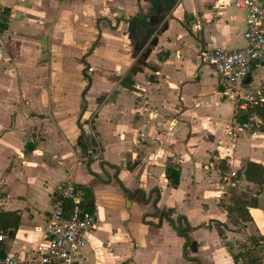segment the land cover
Instances as JSON below:
<instances>
[{"label": "crops", "instance_id": "0c3cea01", "mask_svg": "<svg viewBox=\"0 0 264 264\" xmlns=\"http://www.w3.org/2000/svg\"><path fill=\"white\" fill-rule=\"evenodd\" d=\"M247 27L235 0H0V209L21 217L0 230V264L43 240L63 181L87 188L97 217L75 264H246L233 254L252 237L264 260V186L250 221L227 210L232 196L260 190L244 169L264 165V129L229 133L244 112L201 60L204 49L244 47ZM248 79L264 96V63ZM90 119L98 159L79 145ZM168 162L180 168L176 187ZM156 190L158 209L194 227L195 252L154 215Z\"/></svg>", "mask_w": 264, "mask_h": 264}, {"label": "built area", "instance_id": "2783aa9c", "mask_svg": "<svg viewBox=\"0 0 264 264\" xmlns=\"http://www.w3.org/2000/svg\"><path fill=\"white\" fill-rule=\"evenodd\" d=\"M235 4L248 10V27L244 33L247 44L235 49H204L201 60L220 76L226 97L237 105L239 111L247 112L264 106L261 91L254 93L245 88L252 66L264 63V0H235ZM172 125H175L174 122ZM262 126V118L254 113L248 121L234 119L229 133L239 128L259 129ZM82 136L87 145L86 158L98 159L101 146L92 119L82 127ZM231 174L235 176L236 172L232 171ZM51 198L52 211L42 228L43 240L24 255L6 254L2 264H75V255L86 246L97 224L96 214L87 205L89 192L81 183L63 181L56 186ZM5 237L0 231V241Z\"/></svg>", "mask_w": 264, "mask_h": 264}, {"label": "trees", "instance_id": "16d2710c", "mask_svg": "<svg viewBox=\"0 0 264 264\" xmlns=\"http://www.w3.org/2000/svg\"><path fill=\"white\" fill-rule=\"evenodd\" d=\"M88 80H89V83L86 89L84 90V95L89 89V84L91 81L89 77H88ZM254 113H258L264 122V106H258V107L249 109L247 112H244L240 118L241 122L247 121L248 118L252 116ZM261 128L264 129V126H262ZM79 145L83 149V151L86 153L87 145L85 143V139L83 138V136L80 138ZM226 160L227 159L224 158L223 161L221 162V171L224 176H225V173L230 170V165L228 164ZM166 173H167V177L169 179L170 184L174 187L178 186L179 181H180V168L177 165L171 162H168ZM244 175L248 181L259 184L260 190L256 193L255 196H251V197L247 196V194H243V195L236 194L232 196L233 198L232 204H229L227 206V210H228V216L230 217L231 220L238 221L239 219H241L242 221L245 222V221H250L252 219V216L249 212V207H256L258 205L257 194L261 193V189L264 186V165L258 162L249 161L245 166ZM239 176H240V173L236 172L235 178H239ZM155 192H156V197L153 200V205L155 208L154 215L159 216L161 220L163 218L168 220L173 225V227L178 231V233L182 237L185 238L186 249L189 248L191 246V243L193 242L190 232L194 229V227H192L189 224L187 218L184 215H179L177 220H175L173 218V213L175 211L173 208H169L166 210L158 209L157 200L160 194H159V191L157 190ZM134 195L135 196L140 195L144 201L149 200V197H146L145 192L142 190L135 191ZM89 196H90V201H93V197H91L90 192H89ZM88 208L89 210H91L92 206L89 205ZM20 221H21V217L17 212L15 211L7 212V211H2L0 209V230L1 231L8 232L10 229L17 228L18 225L20 224ZM207 226H210V225H207ZM225 227L226 229H228L227 225ZM216 228L218 229L220 235L223 237L225 234L224 224L217 222ZM252 242H255L254 243L255 246L253 248L247 246V248L243 252L234 253L233 254L234 258L236 259V261H238L240 260L242 256H244L246 258V264H264V260L258 255V249H257L258 242L253 237H252Z\"/></svg>", "mask_w": 264, "mask_h": 264}, {"label": "water", "instance_id": "95a60500", "mask_svg": "<svg viewBox=\"0 0 264 264\" xmlns=\"http://www.w3.org/2000/svg\"><path fill=\"white\" fill-rule=\"evenodd\" d=\"M248 80H249V79H248ZM90 204H92V203H90ZM190 248H191V250L194 251V252L197 250V245H196V242H195V241H193V242L191 243Z\"/></svg>", "mask_w": 264, "mask_h": 264}, {"label": "rangeland", "instance_id": "374dc122", "mask_svg": "<svg viewBox=\"0 0 264 264\" xmlns=\"http://www.w3.org/2000/svg\"><path fill=\"white\" fill-rule=\"evenodd\" d=\"M194 241V240H193ZM190 250V249H189ZM194 252V251H193Z\"/></svg>", "mask_w": 264, "mask_h": 264}]
</instances>
